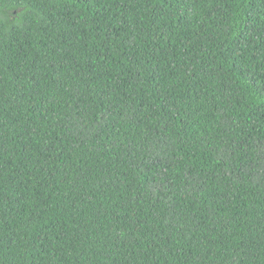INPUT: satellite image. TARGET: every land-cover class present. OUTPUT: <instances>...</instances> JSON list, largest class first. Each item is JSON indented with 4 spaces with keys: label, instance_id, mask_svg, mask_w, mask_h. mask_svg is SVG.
<instances>
[{
    "label": "trees",
    "instance_id": "1",
    "mask_svg": "<svg viewBox=\"0 0 264 264\" xmlns=\"http://www.w3.org/2000/svg\"><path fill=\"white\" fill-rule=\"evenodd\" d=\"M0 264H264V0H0Z\"/></svg>",
    "mask_w": 264,
    "mask_h": 264
}]
</instances>
